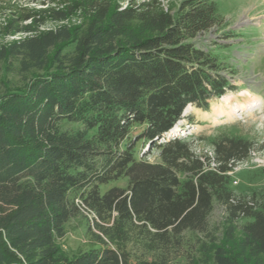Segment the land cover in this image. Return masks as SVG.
Here are the masks:
<instances>
[{
  "label": "trees",
  "instance_id": "16d2710c",
  "mask_svg": "<svg viewBox=\"0 0 264 264\" xmlns=\"http://www.w3.org/2000/svg\"><path fill=\"white\" fill-rule=\"evenodd\" d=\"M26 1L0 0V264H264V193L228 174L255 142L166 137L237 89L217 2Z\"/></svg>",
  "mask_w": 264,
  "mask_h": 264
},
{
  "label": "rangeland",
  "instance_id": "374dc122",
  "mask_svg": "<svg viewBox=\"0 0 264 264\" xmlns=\"http://www.w3.org/2000/svg\"><path fill=\"white\" fill-rule=\"evenodd\" d=\"M17 1L20 4L28 2ZM160 1L167 5L178 3L180 0ZM214 1L217 2L220 12L225 15L228 29L234 31L233 38L223 40L229 46L227 53L237 69L234 79L237 89L211 101L209 110L189 105L183 118L166 137L180 135L189 138L197 154L211 153V138L224 130L250 138L255 142V152L247 162L239 163L233 171L232 181L238 182H232V188L242 194L264 193V0ZM31 4L37 7L36 4ZM215 34L209 33L208 41L217 36ZM189 117L193 121L188 119ZM144 153H148L147 158L151 161L158 157L157 149L141 144L138 146V154ZM126 179L113 181L103 189L114 185L125 187L128 183ZM220 214L221 209L217 207L212 213V218H218ZM90 217V214L83 212L67 223L68 233L62 240L67 252L73 253L84 246Z\"/></svg>",
  "mask_w": 264,
  "mask_h": 264
},
{
  "label": "built area",
  "instance_id": "2783aa9c",
  "mask_svg": "<svg viewBox=\"0 0 264 264\" xmlns=\"http://www.w3.org/2000/svg\"><path fill=\"white\" fill-rule=\"evenodd\" d=\"M245 161L247 162L248 159L245 160ZM242 162H243V161H242ZM240 163H241V162H240ZM238 164H239V163H238ZM238 164H237V165H238ZM237 165L234 167V169H233L232 171L228 172V174H229L231 177H232L233 171L237 168ZM232 182H233V184H237L238 181H237V180H233Z\"/></svg>",
  "mask_w": 264,
  "mask_h": 264
},
{
  "label": "bare ground",
  "instance_id": "6f19581e",
  "mask_svg": "<svg viewBox=\"0 0 264 264\" xmlns=\"http://www.w3.org/2000/svg\"><path fill=\"white\" fill-rule=\"evenodd\" d=\"M224 98V97H223Z\"/></svg>",
  "mask_w": 264,
  "mask_h": 264
}]
</instances>
